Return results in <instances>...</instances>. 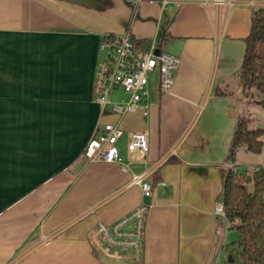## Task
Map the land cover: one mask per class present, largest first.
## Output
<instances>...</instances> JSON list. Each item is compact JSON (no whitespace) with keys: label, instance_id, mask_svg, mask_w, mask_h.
Returning a JSON list of instances; mask_svg holds the SVG:
<instances>
[{"label":"crops","instance_id":"obj_1","mask_svg":"<svg viewBox=\"0 0 264 264\" xmlns=\"http://www.w3.org/2000/svg\"><path fill=\"white\" fill-rule=\"evenodd\" d=\"M264 0H0V264H108L90 236L151 203L145 243L130 264H220L225 219L215 213L239 114L264 122L236 77L252 16ZM107 32L178 55L169 92L150 80L149 113L117 116L93 99ZM233 94L216 93L227 88ZM106 123L126 134L118 162H90ZM149 135L147 154L128 148ZM264 142V135L262 136ZM264 154V153H263ZM264 165L242 152L237 169ZM145 173L146 198L135 174ZM226 264L225 261H223Z\"/></svg>","mask_w":264,"mask_h":264},{"label":"built area","instance_id":"obj_2","mask_svg":"<svg viewBox=\"0 0 264 264\" xmlns=\"http://www.w3.org/2000/svg\"><path fill=\"white\" fill-rule=\"evenodd\" d=\"M170 0H164L167 4ZM152 40L149 46L136 40L130 31L125 33L107 32L102 35L99 44L100 58L95 69L93 99L103 110L112 105L117 116L143 112L149 113L150 80L156 72L159 86L163 92L172 90L174 73L181 64V58L156 46ZM160 53L156 54V49ZM123 90L128 93L126 100L113 101L114 92ZM126 134L117 123H106L98 127L84 150V156L90 161L102 160L107 163L118 162L123 171H129V164L123 162L118 146ZM149 135L146 131L130 133L128 148L132 152L147 154ZM145 173L134 174L132 184L140 185L146 198L153 194L152 184L145 180ZM151 203L143 202L123 218L112 223H101L90 236L94 250L100 257L111 261L123 262L135 251L144 247L148 213ZM215 213L226 219L224 202L217 200ZM229 225V222L227 221Z\"/></svg>","mask_w":264,"mask_h":264},{"label":"trees","instance_id":"obj_3","mask_svg":"<svg viewBox=\"0 0 264 264\" xmlns=\"http://www.w3.org/2000/svg\"><path fill=\"white\" fill-rule=\"evenodd\" d=\"M243 64L236 77L243 86V95L253 106L264 107V6L252 16L250 34L246 38ZM217 94H233L218 88ZM264 122L253 124L252 112L239 114L236 128L222 168L223 186L219 200L224 202L229 230L239 238L224 248L234 264H264V165L237 169L242 152L264 153ZM228 264V261H226Z\"/></svg>","mask_w":264,"mask_h":264},{"label":"rangeland","instance_id":"obj_4","mask_svg":"<svg viewBox=\"0 0 264 264\" xmlns=\"http://www.w3.org/2000/svg\"><path fill=\"white\" fill-rule=\"evenodd\" d=\"M101 56V55H100ZM129 95L128 93L124 92L123 90H119L118 92H114L111 96L113 101H118V100H126L128 99ZM258 154H262L264 157L263 153H258ZM254 167H252L251 169L253 170ZM226 231V235H225V242L226 243H230L232 241H235L239 238V234L236 230H225ZM228 260V253L226 252V250H224V252L222 253V256L220 257V264L224 263L223 261Z\"/></svg>","mask_w":264,"mask_h":264},{"label":"water","instance_id":"obj_5","mask_svg":"<svg viewBox=\"0 0 264 264\" xmlns=\"http://www.w3.org/2000/svg\"><path fill=\"white\" fill-rule=\"evenodd\" d=\"M160 48L156 49V54L160 53ZM103 262L108 263V264H130V263H126V262H117V261H111V260H107V259H102ZM228 264H234V259L233 257H229L228 258Z\"/></svg>","mask_w":264,"mask_h":264},{"label":"flooded vegetation","instance_id":"obj_6","mask_svg":"<svg viewBox=\"0 0 264 264\" xmlns=\"http://www.w3.org/2000/svg\"><path fill=\"white\" fill-rule=\"evenodd\" d=\"M228 261V260H227Z\"/></svg>","mask_w":264,"mask_h":264}]
</instances>
